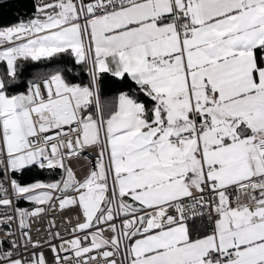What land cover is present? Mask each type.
I'll return each instance as SVG.
<instances>
[{"label": "snow or ice", "instance_id": "6c2138e0", "mask_svg": "<svg viewBox=\"0 0 264 264\" xmlns=\"http://www.w3.org/2000/svg\"><path fill=\"white\" fill-rule=\"evenodd\" d=\"M6 3L0 264H264V0Z\"/></svg>", "mask_w": 264, "mask_h": 264}, {"label": "trees", "instance_id": "16d2710c", "mask_svg": "<svg viewBox=\"0 0 264 264\" xmlns=\"http://www.w3.org/2000/svg\"><path fill=\"white\" fill-rule=\"evenodd\" d=\"M16 7L14 4L7 3L0 7V23L9 24L15 22ZM24 10L27 11V9Z\"/></svg>", "mask_w": 264, "mask_h": 264}]
</instances>
